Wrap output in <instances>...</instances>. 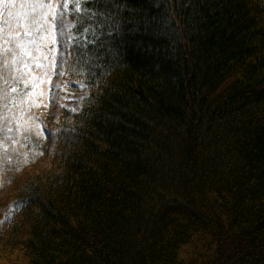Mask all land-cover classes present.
I'll return each mask as SVG.
<instances>
[{"label": "trees", "instance_id": "trees-1", "mask_svg": "<svg viewBox=\"0 0 264 264\" xmlns=\"http://www.w3.org/2000/svg\"><path fill=\"white\" fill-rule=\"evenodd\" d=\"M43 2L27 71L0 32V264H264V0H67L58 123Z\"/></svg>", "mask_w": 264, "mask_h": 264}, {"label": "rangeland", "instance_id": "rangeland-1", "mask_svg": "<svg viewBox=\"0 0 264 264\" xmlns=\"http://www.w3.org/2000/svg\"><path fill=\"white\" fill-rule=\"evenodd\" d=\"M66 3L67 0H59L54 9L55 21L58 25L55 27L56 44L58 47L54 63L55 73L50 81L49 103L46 111L56 123L61 120L63 109H68L71 112L80 110L84 99L89 94L88 88L83 83L67 78L64 73L63 67L66 60V50L71 44L72 37V23L64 15ZM43 131L47 149L53 148L56 143L57 129L43 127ZM50 164L49 155H45L37 165L28 168V171L34 170L38 172L41 169L50 167ZM14 207V195L10 189V185L4 182L0 173V226L6 217L13 216Z\"/></svg>", "mask_w": 264, "mask_h": 264}, {"label": "snow or ice", "instance_id": "snow-or-ice-1", "mask_svg": "<svg viewBox=\"0 0 264 264\" xmlns=\"http://www.w3.org/2000/svg\"><path fill=\"white\" fill-rule=\"evenodd\" d=\"M3 11L0 15L6 13V17L3 20V25L0 26V32L4 33L5 45L11 47H5L4 52H11L12 64L19 63L27 71L29 65L26 62V58H33L32 51L29 45H35L37 49V33L46 31L44 23L47 21L49 13H45L43 9H52L53 4L44 3L43 0H0ZM67 7V4H65ZM79 8V5H77ZM55 21V16H53ZM57 23H52L51 27H57ZM35 30V31H34ZM23 34V35H21ZM24 37H30L25 40ZM17 71H19L17 69ZM16 91L15 88L12 89Z\"/></svg>", "mask_w": 264, "mask_h": 264}]
</instances>
